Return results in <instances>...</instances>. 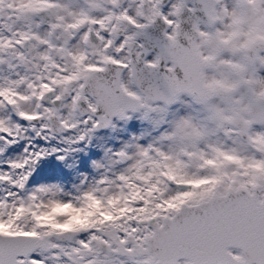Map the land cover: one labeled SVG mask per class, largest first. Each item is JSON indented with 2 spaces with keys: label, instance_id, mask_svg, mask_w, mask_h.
<instances>
[{
  "label": "snow or ice",
  "instance_id": "1",
  "mask_svg": "<svg viewBox=\"0 0 264 264\" xmlns=\"http://www.w3.org/2000/svg\"><path fill=\"white\" fill-rule=\"evenodd\" d=\"M0 264H264V0H0Z\"/></svg>",
  "mask_w": 264,
  "mask_h": 264
},
{
  "label": "rangeland",
  "instance_id": "2",
  "mask_svg": "<svg viewBox=\"0 0 264 264\" xmlns=\"http://www.w3.org/2000/svg\"><path fill=\"white\" fill-rule=\"evenodd\" d=\"M140 128H141V125H140V122L139 121H133V122H131L130 124H129V126H128V131H130V132H137V131H139L140 130ZM128 134V132H115V133H112L111 135L112 136H118V135H127ZM111 142V141H110ZM96 150H94V152H95ZM183 259H181V261H182Z\"/></svg>",
  "mask_w": 264,
  "mask_h": 264
},
{
  "label": "water",
  "instance_id": "3",
  "mask_svg": "<svg viewBox=\"0 0 264 264\" xmlns=\"http://www.w3.org/2000/svg\"><path fill=\"white\" fill-rule=\"evenodd\" d=\"M180 259H184V258H180Z\"/></svg>",
  "mask_w": 264,
  "mask_h": 264
}]
</instances>
